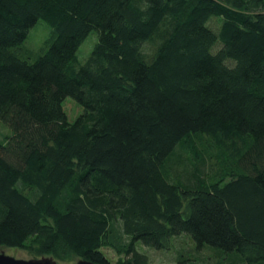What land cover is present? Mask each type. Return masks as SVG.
<instances>
[{
    "label": "trees",
    "instance_id": "obj_1",
    "mask_svg": "<svg viewBox=\"0 0 264 264\" xmlns=\"http://www.w3.org/2000/svg\"><path fill=\"white\" fill-rule=\"evenodd\" d=\"M0 124V251L153 264L187 236L264 264V0H0Z\"/></svg>",
    "mask_w": 264,
    "mask_h": 264
},
{
    "label": "rangeland",
    "instance_id": "obj_2",
    "mask_svg": "<svg viewBox=\"0 0 264 264\" xmlns=\"http://www.w3.org/2000/svg\"><path fill=\"white\" fill-rule=\"evenodd\" d=\"M211 26L214 30H218L219 21L213 20ZM40 28H42L41 25L36 28V32L33 30L35 33L31 35L30 41L28 42L29 48H39V44L45 36L40 31ZM97 41L98 39L94 35H91L83 43L78 52V58L81 64H84L86 62ZM64 109L71 122H74L82 114L81 107H79V105L71 99H68L64 103ZM8 135H10L9 130L0 124V139H3ZM193 144L194 141L189 142L187 145H185L186 147H184V149H179L178 152H176L175 157L171 161V164H169V169L172 172L174 170V172L178 174L175 175V180L177 179L180 182H184L185 179L189 178V173L193 175L197 170V167H199L198 165L196 166V164L194 165L195 160L191 153L193 150ZM173 175L174 174H172V176ZM2 251H4L9 256L16 257L17 259H31V257L22 250L2 249ZM140 251L147 254L153 264H205L204 260L206 259L207 261L213 263L217 260L213 253L210 254L206 251H200L197 253L195 251V244L187 236H180L174 239L173 243L170 246V249L165 251H155L146 247H140ZM104 253L112 262L117 261L118 256L113 251L106 249L104 250Z\"/></svg>",
    "mask_w": 264,
    "mask_h": 264
},
{
    "label": "water",
    "instance_id": "obj_3",
    "mask_svg": "<svg viewBox=\"0 0 264 264\" xmlns=\"http://www.w3.org/2000/svg\"><path fill=\"white\" fill-rule=\"evenodd\" d=\"M263 1V0H257ZM0 264H59L53 258L41 259H17L16 257L7 255L4 251H0ZM74 264H94L86 260H78Z\"/></svg>",
    "mask_w": 264,
    "mask_h": 264
}]
</instances>
